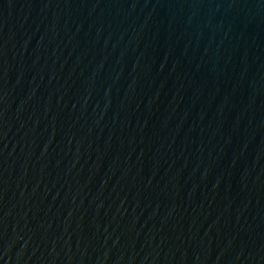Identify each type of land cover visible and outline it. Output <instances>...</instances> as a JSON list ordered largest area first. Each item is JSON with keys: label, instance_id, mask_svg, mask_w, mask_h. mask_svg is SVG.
I'll return each mask as SVG.
<instances>
[{"label": "water", "instance_id": "95a60500", "mask_svg": "<svg viewBox=\"0 0 264 264\" xmlns=\"http://www.w3.org/2000/svg\"><path fill=\"white\" fill-rule=\"evenodd\" d=\"M0 264H264V0H0Z\"/></svg>", "mask_w": 264, "mask_h": 264}]
</instances>
